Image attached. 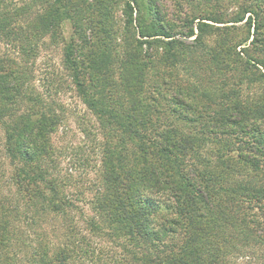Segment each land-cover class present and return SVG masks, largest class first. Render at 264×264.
<instances>
[{"label": "trees", "instance_id": "1", "mask_svg": "<svg viewBox=\"0 0 264 264\" xmlns=\"http://www.w3.org/2000/svg\"><path fill=\"white\" fill-rule=\"evenodd\" d=\"M90 1L17 5L0 0V127L9 165L0 171V264H17L15 259L69 264V259L100 252L105 238L119 239L135 264H233L231 259L246 257L252 249L250 257L259 259L264 252V87H257L259 95L250 100L240 97L245 82L260 83L257 68L264 70V64L252 55L242 61L237 49L249 42L255 51L264 50V1L244 0L227 20L218 11L188 17L189 37L199 46L213 29L208 22L234 24L218 28L217 48L208 50L204 62L188 51L189 68L203 69L189 85L143 59L140 39H171V48L179 43L162 27L134 26L129 1V47L110 62L102 48L105 41H117L110 23L115 0ZM65 21L73 23L81 41L66 47L65 64H71L67 68L77 92L102 136L99 187L86 189L94 192V212L87 220L86 208L76 204L80 197L70 194L72 178L56 171L53 135L61 118L28 84L34 78L28 67L38 60L40 43L56 42ZM244 21L248 33L239 40L235 25ZM4 45L18 54L3 52ZM75 47L87 49L86 62L73 56ZM182 55L169 51L166 64L177 65ZM250 62L256 71L229 93L236 81L230 82L228 73L239 64L245 75ZM218 72L226 83H214ZM209 143L214 160L203 152Z\"/></svg>", "mask_w": 264, "mask_h": 264}, {"label": "rangeland", "instance_id": "2", "mask_svg": "<svg viewBox=\"0 0 264 264\" xmlns=\"http://www.w3.org/2000/svg\"><path fill=\"white\" fill-rule=\"evenodd\" d=\"M17 5H22L26 0H14ZM131 2L134 8L132 17L134 19V26H140L144 22L150 27H162L164 31L168 32L174 36V40L179 44L171 48L168 43L171 39L157 37V38H144L140 39L144 45L143 49V59L150 66L161 71L167 72L169 75L173 74L175 78L179 76V82L185 85L195 84L199 77V74L203 72V69L199 67L198 64L194 68H189L187 64L189 62L188 51L195 52L193 57L197 56V62H204L206 60L204 55H207L209 49L214 50L217 48V43L219 41V30L218 28L225 29L231 27L234 24H215L213 22H208L212 25V31L205 37V43L203 46L195 44V37L190 38V17H196L198 15H206L212 13L213 11H218L219 15L222 14L225 20L233 17L234 13L239 12L244 0H115L113 3V17L111 16L110 23L112 22V28L115 29L114 37L117 41L112 45V42L105 41L102 52L105 54H110L112 57L110 62L116 61L117 57L121 56L128 46V37L126 35V2ZM264 1V0H263ZM91 3L92 1L89 0ZM41 6V5H40ZM44 7V5H42ZM41 6V7H42ZM140 13L144 16V21L140 19ZM89 16H94L97 20V15L88 13ZM138 19V21H137ZM246 21L243 23H238L236 33L241 36L238 38L242 39V35L248 33V28L243 27ZM136 27V28H137ZM197 27V23L193 24V28ZM217 28V30H216ZM242 28V29H240ZM253 31V29H252ZM214 33V34H212ZM226 33V32H225ZM76 40V43H74ZM238 40V41H239ZM96 44L99 42L98 39L95 40ZM251 42V40H250ZM72 43L81 45V41L75 34V29L71 21L63 22L61 26V36L54 43L49 40H44L40 43L39 57L35 64L29 65L30 71L33 72L34 78L32 83L28 84L31 86V93L39 94L43 97L49 104L54 107L55 113H57L61 122L58 126L56 133L53 135V143L56 149V171L60 177L68 180L70 177L72 181L69 182L71 185L69 190L70 194L75 197H80L76 204L80 205L82 208H86L85 215L83 219L87 220L94 212V205L91 200L94 199V192L92 189L99 187L100 169H101V143L102 136L98 127L96 117L88 109V107L81 100L75 83L72 80L71 71L67 68L71 64H65L66 47L72 45ZM117 45V50H115ZM3 52L13 56L17 55V50L12 46L4 45L2 46ZM94 51L97 47L93 48ZM107 49V51H106ZM89 50V49H88ZM185 50V51H184ZM73 56L79 58L80 60L87 59L89 57V52H84L83 50L75 49L70 50ZM177 53L181 52L183 55L180 57L177 65H170V61L167 58L168 52ZM184 51V52H183ZM237 53L240 54L242 61H248L249 55L262 61L264 64V50L260 49L255 51L249 47V42L246 45L241 46L237 49ZM222 58L228 60L227 55H221ZM157 64L155 66V63ZM231 60H229V67L232 65ZM161 62V66L160 65ZM81 63V62H80ZM116 65V64H114ZM215 65V64H214ZM249 72L243 73L241 65H237L235 70L228 73L232 76V79H228L230 82L235 83L230 85L227 90L229 93L232 90H240L242 86H238L237 82L243 81V77L249 75L250 72H255V66L250 62L248 65ZM260 83H256L253 86L247 85L246 82L243 87V95L241 100H250L255 95H259L257 92V87H264V70L261 65L257 68ZM154 70H151L150 74ZM263 73V74H262ZM206 71H204V76H206ZM263 75V76H262ZM225 74L218 72L216 81L214 83L220 84L226 83ZM234 81V82H233ZM244 82V81H243ZM261 84V86H259ZM213 86V85H209ZM214 98L217 102L221 101V94L215 91L213 92ZM218 106V104H215ZM29 107V106H28ZM23 113V110H22ZM179 124V123H178ZM182 125V124H181ZM184 125V124H183ZM195 128L197 126H194ZM187 128L191 126L187 125ZM1 129V127H0ZM5 136L4 131L0 130V171L1 169H8V160L5 158ZM208 151V152H206ZM209 154L211 158L213 157V146L209 143L207 148L203 151ZM204 153L206 157H208ZM55 171H52V173ZM9 174L7 173V176ZM74 177H73V176ZM68 178V179H67ZM78 183L81 187H77ZM74 185V186H72ZM72 187V188H71ZM90 188L91 191H86ZM85 199V201H81ZM80 227L85 228L82 220L79 222ZM87 238L90 240V236L87 233ZM119 239H109L105 238L100 242L99 248L100 252L96 251L92 256L91 254L84 256V259H69V264H135L130 258L129 254L124 251L119 245L121 243L117 241ZM90 242V241H89ZM93 246H96L92 243ZM253 250V249H252ZM247 250L246 257H240L237 259H231L233 264H264V252L259 253V259L257 256L250 257L251 252L255 250ZM123 261V262H121ZM17 264H37L34 259H15ZM121 262V263H120Z\"/></svg>", "mask_w": 264, "mask_h": 264}, {"label": "clouds", "instance_id": "3", "mask_svg": "<svg viewBox=\"0 0 264 264\" xmlns=\"http://www.w3.org/2000/svg\"><path fill=\"white\" fill-rule=\"evenodd\" d=\"M164 213H163V210H162V212H161V214L160 215H163ZM152 219L154 220V221H160V216L159 215H154L153 217H152Z\"/></svg>", "mask_w": 264, "mask_h": 264}]
</instances>
